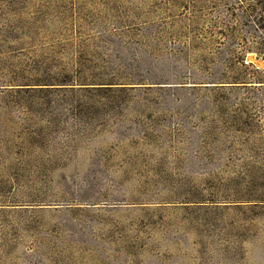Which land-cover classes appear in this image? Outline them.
<instances>
[{"label":"rangeland","instance_id":"rangeland-1","mask_svg":"<svg viewBox=\"0 0 264 264\" xmlns=\"http://www.w3.org/2000/svg\"><path fill=\"white\" fill-rule=\"evenodd\" d=\"M196 1L0 0V264H264V76Z\"/></svg>","mask_w":264,"mask_h":264},{"label":"trees","instance_id":"trees-1","mask_svg":"<svg viewBox=\"0 0 264 264\" xmlns=\"http://www.w3.org/2000/svg\"><path fill=\"white\" fill-rule=\"evenodd\" d=\"M209 34L221 53L219 68L210 73L211 83L252 86L263 83L264 72L245 62L247 53L264 60V0H207ZM202 0L196 1L198 14ZM199 20V18L197 19Z\"/></svg>","mask_w":264,"mask_h":264}]
</instances>
